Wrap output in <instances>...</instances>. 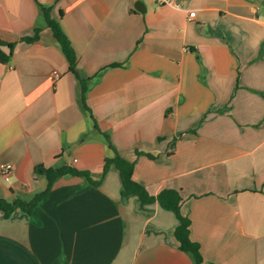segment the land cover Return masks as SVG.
Instances as JSON below:
<instances>
[{
    "label": "crops",
    "instance_id": "1",
    "mask_svg": "<svg viewBox=\"0 0 264 264\" xmlns=\"http://www.w3.org/2000/svg\"><path fill=\"white\" fill-rule=\"evenodd\" d=\"M0 41V199L45 190L39 165L78 171L0 210V264H195L159 195L202 264H264V0H0ZM103 133L152 200L123 195Z\"/></svg>",
    "mask_w": 264,
    "mask_h": 264
},
{
    "label": "trees",
    "instance_id": "2",
    "mask_svg": "<svg viewBox=\"0 0 264 264\" xmlns=\"http://www.w3.org/2000/svg\"><path fill=\"white\" fill-rule=\"evenodd\" d=\"M43 15L47 21V24L52 29L55 39L57 40L58 44L60 45L63 53L65 54L70 69L73 72H76V62H77V56L75 49L72 45V42L68 35L63 30L61 24L57 20H53L48 15V7L41 5ZM38 31L39 29H36V35L33 37H27L25 38L26 41H32L38 37ZM3 43L0 41V45ZM9 46L12 48L13 44H9ZM9 58V55H6L3 53V51L0 48V61L5 62ZM82 96H81V102L83 105L84 110L88 115L93 118L91 115V110L86 104V100L84 97V91L86 87V83L82 81ZM103 137L106 141V143L109 146V149L112 150L113 156L111 158L106 159V166L110 163H113L116 165V167L120 170L122 181H123V195H137L142 200H152L153 197H150L147 193V191L144 189L143 186H141L139 183H137L133 179V171L135 167V162L130 161L122 157L115 147L113 146L110 136L107 133H103ZM138 154H142L141 152H138ZM152 157L151 155H148ZM36 172L38 174H42L46 176L47 179V186L45 190L37 193L32 199L30 200H24L20 198H14L12 200H6V199H0V210L3 211L5 216H9L12 214V212L16 209H20L26 213H31L33 208L37 205V203L48 193L53 181L57 176L64 175L67 173H78L73 167L71 166H61V167H44L43 165H39L36 167ZM176 201L170 200V202H165L162 199V196H158V200L162 203V205L168 209H171L175 212L178 220L179 225L176 229V235L179 241L181 242V248L185 250L186 252H189L192 254L195 260V264H202L203 257L200 252V246L198 243L193 242L189 238V226H190V220L183 216L180 211V206L178 205L179 197L176 195Z\"/></svg>",
    "mask_w": 264,
    "mask_h": 264
},
{
    "label": "built area",
    "instance_id": "3",
    "mask_svg": "<svg viewBox=\"0 0 264 264\" xmlns=\"http://www.w3.org/2000/svg\"><path fill=\"white\" fill-rule=\"evenodd\" d=\"M161 3L163 2H169L171 3V0H160ZM195 16V13H190L189 19H192ZM56 76H58V72L55 73ZM13 165L11 163H5L0 166V177L7 180L10 178V176L13 173Z\"/></svg>",
    "mask_w": 264,
    "mask_h": 264
},
{
    "label": "water",
    "instance_id": "4",
    "mask_svg": "<svg viewBox=\"0 0 264 264\" xmlns=\"http://www.w3.org/2000/svg\"><path fill=\"white\" fill-rule=\"evenodd\" d=\"M135 7L139 12H142V13L146 12V7L142 1H137L135 3Z\"/></svg>",
    "mask_w": 264,
    "mask_h": 264
}]
</instances>
